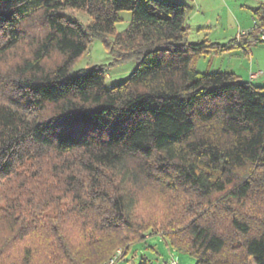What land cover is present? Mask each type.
I'll return each instance as SVG.
<instances>
[{"label": "trees", "instance_id": "1", "mask_svg": "<svg viewBox=\"0 0 264 264\" xmlns=\"http://www.w3.org/2000/svg\"><path fill=\"white\" fill-rule=\"evenodd\" d=\"M190 10L0 0V264H103L153 229L196 264H264V93L196 68L222 48L189 40ZM97 38L114 63L137 60L110 89L104 65L72 72ZM152 196L163 204L141 214Z\"/></svg>", "mask_w": 264, "mask_h": 264}, {"label": "rangeland", "instance_id": "2", "mask_svg": "<svg viewBox=\"0 0 264 264\" xmlns=\"http://www.w3.org/2000/svg\"><path fill=\"white\" fill-rule=\"evenodd\" d=\"M168 1V0H163ZM179 2L190 7L187 25L189 40L200 42L207 40L215 43L222 50H211L196 60V68L200 72L228 71L235 73L242 81L248 82L250 71H262L261 78L254 83L264 93V41L254 43L248 53L235 44L238 36L250 30L256 20V9L264 0H169ZM70 19L88 24L92 17L83 10L71 9L65 12ZM120 22L116 25L117 32L126 30L132 20L131 11H120ZM106 66L108 76L106 88L125 81L137 67L136 59H128L114 63V58L102 39H93L88 50L74 63L72 72L77 73L94 66ZM164 199L153 196L143 205L140 212L149 215L155 210L152 204H163ZM151 210V211H150ZM161 231L159 228L156 230ZM146 239L131 246L129 253L118 260L116 264H165L172 257H177L180 264H196L197 260L190 254L179 251L153 230L146 232ZM105 264V262L103 263ZM250 264H254L251 260Z\"/></svg>", "mask_w": 264, "mask_h": 264}, {"label": "built area", "instance_id": "3", "mask_svg": "<svg viewBox=\"0 0 264 264\" xmlns=\"http://www.w3.org/2000/svg\"><path fill=\"white\" fill-rule=\"evenodd\" d=\"M252 31H255L257 33V37L261 40L264 41V17L262 19H256L254 26L247 31H243L239 36H238V41H240L241 37L244 35H249L252 33ZM262 72L258 73H252L251 74V80L257 78L260 76ZM122 249H119L116 254H114L109 260L105 262V264H116L118 262L119 257L122 255ZM165 264H180L177 257H172L170 262H166Z\"/></svg>", "mask_w": 264, "mask_h": 264}, {"label": "crops", "instance_id": "4", "mask_svg": "<svg viewBox=\"0 0 264 264\" xmlns=\"http://www.w3.org/2000/svg\"><path fill=\"white\" fill-rule=\"evenodd\" d=\"M243 49H244V48H243ZM250 51H251V50H250ZM250 51H249V53L251 54ZM231 72H232V71H231ZM258 72H262V71H255V72H253V70H251V71H250V74H248V81H252L253 83H255L256 81H258V80L261 78L263 72H262V74H261L260 76H258L257 78L251 80V74H252V73H258Z\"/></svg>", "mask_w": 264, "mask_h": 264}]
</instances>
